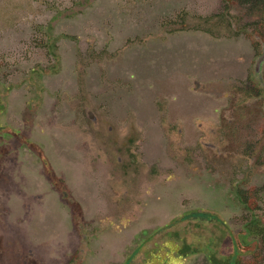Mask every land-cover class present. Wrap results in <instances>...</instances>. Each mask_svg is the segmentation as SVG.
I'll return each instance as SVG.
<instances>
[{
	"label": "rangeland",
	"instance_id": "obj_1",
	"mask_svg": "<svg viewBox=\"0 0 264 264\" xmlns=\"http://www.w3.org/2000/svg\"><path fill=\"white\" fill-rule=\"evenodd\" d=\"M251 217L264 0H0V264H206Z\"/></svg>",
	"mask_w": 264,
	"mask_h": 264
},
{
	"label": "trees",
	"instance_id": "obj_2",
	"mask_svg": "<svg viewBox=\"0 0 264 264\" xmlns=\"http://www.w3.org/2000/svg\"><path fill=\"white\" fill-rule=\"evenodd\" d=\"M237 200L244 210L249 211L251 208L250 203L244 198V196L237 193ZM251 213V212H250ZM184 218L187 220L196 219L202 223H215L224 226L223 221L215 214L205 212V211H192L186 213ZM243 234V235H242ZM264 226L259 224L257 221L253 220L251 217L250 221L243 225V228H240L236 233V237L232 238L233 247L232 252L227 256H219L213 252L211 248L208 250L197 251L194 250L191 252L190 246L187 244L181 245L177 249V257L185 258L187 254L201 253L202 258L205 259L206 264H242V257L250 253V249L255 245L261 248L264 245ZM245 244V245H243ZM135 253V252H134ZM134 253L126 260L125 264H130L133 260ZM260 256L259 254H252L250 258H256ZM264 264V263H263Z\"/></svg>",
	"mask_w": 264,
	"mask_h": 264
}]
</instances>
